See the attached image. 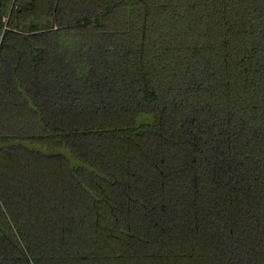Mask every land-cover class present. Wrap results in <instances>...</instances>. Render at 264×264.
Masks as SVG:
<instances>
[{"label": "trees", "instance_id": "16d2710c", "mask_svg": "<svg viewBox=\"0 0 264 264\" xmlns=\"http://www.w3.org/2000/svg\"><path fill=\"white\" fill-rule=\"evenodd\" d=\"M0 264H264V0H0Z\"/></svg>", "mask_w": 264, "mask_h": 264}]
</instances>
